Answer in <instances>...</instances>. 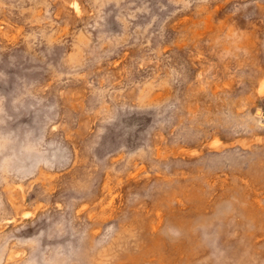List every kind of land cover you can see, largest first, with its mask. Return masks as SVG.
<instances>
[{"label":"rangeland","instance_id":"374dc122","mask_svg":"<svg viewBox=\"0 0 264 264\" xmlns=\"http://www.w3.org/2000/svg\"><path fill=\"white\" fill-rule=\"evenodd\" d=\"M0 264H264V0H0Z\"/></svg>","mask_w":264,"mask_h":264}]
</instances>
